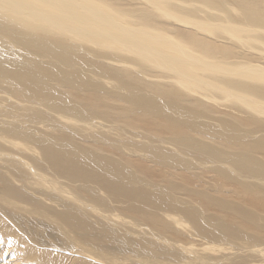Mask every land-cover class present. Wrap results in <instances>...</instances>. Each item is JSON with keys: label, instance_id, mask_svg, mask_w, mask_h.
<instances>
[{"label": "bare ground", "instance_id": "6f19581e", "mask_svg": "<svg viewBox=\"0 0 264 264\" xmlns=\"http://www.w3.org/2000/svg\"><path fill=\"white\" fill-rule=\"evenodd\" d=\"M262 197L264 0H0V264H263Z\"/></svg>", "mask_w": 264, "mask_h": 264}, {"label": "rangeland", "instance_id": "374dc122", "mask_svg": "<svg viewBox=\"0 0 264 264\" xmlns=\"http://www.w3.org/2000/svg\"><path fill=\"white\" fill-rule=\"evenodd\" d=\"M239 20H241V21H243V19H241L240 17H239ZM149 22H151V24H154V22H152V21H149ZM154 27H155V29H159V27L158 26H155L154 25ZM261 42L259 41V46L261 47ZM227 53H229L230 55H233L232 54V52H224V53H220V54H218V56H222L223 54H227ZM240 197V196H239ZM261 200H264V197H262V199ZM214 212L215 213H219L218 212V209H217V212L214 210ZM263 212H264V210H263ZM230 216H231V214L230 213H227V215L225 216L228 220H230L231 218H230ZM234 219V218H233ZM193 242L196 244V245H201L203 242L206 244V245H210V246H212V245H216V243H213V242H211L210 240H203V239H200V238H198V237H195V236H193ZM178 239H180L181 240V238H179L178 237ZM59 241V240H58ZM224 245L223 246H221L222 248L223 247H233L234 246V244L231 242L230 243V241H229V239H227V238H225L224 239ZM206 245H203V246H206ZM223 251H225L224 249H220V250H216V251H214L213 253L211 252V251H208V253H212V254H219V253H221V252H223ZM1 255H3L2 253H1ZM0 259H1V257H0ZM261 261L263 260V259H260ZM264 261V260H263ZM2 261L0 260V263H1ZM263 264H264V262H263Z\"/></svg>", "mask_w": 264, "mask_h": 264}]
</instances>
